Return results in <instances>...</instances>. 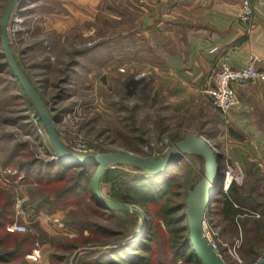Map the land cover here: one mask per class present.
Instances as JSON below:
<instances>
[{
	"label": "rangeland",
	"instance_id": "1",
	"mask_svg": "<svg viewBox=\"0 0 264 264\" xmlns=\"http://www.w3.org/2000/svg\"><path fill=\"white\" fill-rule=\"evenodd\" d=\"M8 1L0 0V27ZM22 1L25 5L19 10L20 4L10 18V46L48 110L62 113L57 131L67 148L82 157L122 150L143 158H161L185 138L203 137L221 156V173L233 172L239 176V182H233L231 186H235L247 200L233 224L220 218L219 206L215 202L213 210L217 208L216 213L206 219V236L217 245L220 253L227 255L224 260L229 264L263 262L264 141L252 138L249 120L242 124L237 122L239 103L230 113L231 123L227 125L222 114L211 105L207 94L201 92L202 82L195 97L190 95L187 103L202 102L205 107L180 110L184 105L178 106L177 93L172 92L167 79L166 82L164 79L159 80L161 83L155 82L151 67L144 69L136 60L128 62L127 57L131 55L125 51V46L107 44L106 37L122 32L116 24L113 30L102 27L96 30L90 26L65 29L57 16L50 13L62 10L57 0ZM0 52L3 53L2 46ZM139 80L144 83L137 87L132 85ZM251 84L257 83L246 86ZM31 104L24 89L18 86L9 87L7 91L0 89V165L4 169L0 177L8 181L0 183V192L11 197L12 223L27 228L26 232L15 234L35 240L29 247L31 250L11 264H91L109 249L139 242V235H145L153 226L156 234L153 252L141 254L153 257L152 264H174L173 234L166 227L161 213L182 199L186 204L188 192L204 172V159L198 156L183 159L186 170L174 178L171 185L174 195L149 207L152 225L139 213L124 211L126 213L108 221L93 211L89 200L92 195L94 197L92 182L96 166H91L94 172L89 185L91 194L80 205L34 216L27 207L41 200L38 188H29L21 183L23 177L16 181L10 178L17 174L15 164L26 159L19 158L20 155L12 157L14 152L26 150L22 146L28 144L35 157L41 159L46 158L44 152L49 149L46 143L42 147L39 146L40 141L35 140L33 126L43 141L50 142L43 124L34 119L37 112ZM249 113L250 109L245 114L248 119ZM262 129L264 135V125ZM181 170L175 163L166 172L177 174ZM137 172V169L127 166H120L117 170L108 168L101 187L104 198L116 202L115 195L122 192L123 186L126 191L129 178ZM222 194L219 195L221 199ZM18 199L23 201L20 215H16ZM251 206L258 207V210L254 211ZM134 208L145 213L141 206ZM180 213L186 214V210ZM55 214L60 217L53 218ZM67 222L75 224L68 226ZM186 224L188 226L187 220L183 225ZM100 228L110 229L113 235L103 234ZM59 247L68 250L59 251ZM33 251L40 252L38 263L27 259ZM58 255L64 257L62 262L58 261Z\"/></svg>",
	"mask_w": 264,
	"mask_h": 264
},
{
	"label": "crops",
	"instance_id": "2",
	"mask_svg": "<svg viewBox=\"0 0 264 264\" xmlns=\"http://www.w3.org/2000/svg\"><path fill=\"white\" fill-rule=\"evenodd\" d=\"M57 1L62 10L50 13L65 29L113 30L116 24L122 32L106 37L107 44L125 46L128 62L151 67L155 82L167 79L178 106L184 105L180 110L205 107L187 98L195 97L203 78L222 63L242 69L256 58L264 71V0H249L254 14L248 25L240 19L241 0ZM237 93V122L249 120L252 138L264 141V83L238 87Z\"/></svg>",
	"mask_w": 264,
	"mask_h": 264
},
{
	"label": "trees",
	"instance_id": "3",
	"mask_svg": "<svg viewBox=\"0 0 264 264\" xmlns=\"http://www.w3.org/2000/svg\"><path fill=\"white\" fill-rule=\"evenodd\" d=\"M20 4V8H18L19 6L16 7L19 10L25 3L22 1ZM5 75L9 76V78ZM143 83V81L139 80L133 82L132 85L137 87ZM16 86L23 90L9 68L4 53L0 52V89L7 91L9 87L13 89ZM31 107L33 108L32 104ZM49 112L52 118L57 120L58 123L60 117H62V113L55 114L50 108ZM33 133L36 134L35 140L40 141L39 146L44 147L45 143L48 145L47 147H49V149L44 152L46 158L41 159L35 157L32 153L34 151L29 148L28 144L22 146V148L26 150L24 152H14L12 157L15 158L20 155L19 158L26 159L15 164L14 168H16L17 174L14 177H10L14 181L23 177L21 183L26 184L29 188H38L41 200H38L35 204L27 208L36 216L41 213L48 215L69 206L80 205L85 198L89 197L88 195L91 194L89 185L94 173L91 170V166L73 167L62 162L56 155L55 149L50 145V142L48 140L46 142L43 141V138L38 133V129L35 128V126H33ZM18 147L20 146L18 145ZM54 156L55 158H52ZM183 159L184 158L176 162V165L182 169L180 172H177V174L168 171L162 175L149 176L137 169V174L129 178L126 191L125 186H123L124 189L122 192L115 195L114 200L132 207H143L145 210L143 214L148 221H150V225H152V215L150 214L149 207L153 204L162 203L159 201L164 198L168 199L171 194L174 195L171 186L175 180L174 178H177L181 172L186 170V165L182 162ZM3 166L5 167L6 164L3 163ZM177 196L180 197V194ZM89 201L93 205V211L97 212L100 217H106L108 221L114 220L120 213H126L124 211L110 210L101 206L93 195ZM215 202H217L216 205L219 206L218 212L220 218L223 221L233 224L242 213V208L246 206L247 200L235 186H231L226 193L222 194V199L218 196V200H215ZM215 202L207 218L216 213L217 208L213 210ZM251 208L256 211L258 207L251 206ZM183 210H186L185 199H182V202L178 203L173 208L168 206L161 213L166 227L170 230L171 234H173L171 248L174 250L175 260H173V262L174 264L178 261H181L180 264H202L192 247L189 228L187 224L186 226L183 225L187 220L186 214L180 213ZM12 222L13 211L11 197L9 195L5 196L0 192V264H11L12 261L22 257L27 251L29 252L31 250L29 247L35 242L31 237L24 238V235L9 233L6 227ZM73 224H75V222H67L68 226ZM154 227L155 226L150 228L145 235L140 234L139 242H130L129 244H122L117 248L109 249L102 256L93 260L91 264H152L154 262L153 257H148L141 253L152 254L154 249L152 243L155 242L156 235L154 233ZM100 231L108 236L113 235V232L108 228H100ZM186 231L188 232L187 234L185 233ZM58 250L65 252L68 248L59 247ZM220 254H222V252ZM222 256L224 259L227 255L222 254ZM63 258L64 257L61 255L57 256L59 262H62ZM226 262L228 263V261ZM159 264H167V262Z\"/></svg>",
	"mask_w": 264,
	"mask_h": 264
},
{
	"label": "water",
	"instance_id": "4",
	"mask_svg": "<svg viewBox=\"0 0 264 264\" xmlns=\"http://www.w3.org/2000/svg\"><path fill=\"white\" fill-rule=\"evenodd\" d=\"M20 3L21 0H9L7 3L0 27L1 46L9 68L36 109L37 114L34 119L43 124L58 158L73 167H97L92 188L94 197L101 206L110 210L139 213L144 216L143 212L137 208L104 198L101 187L108 168L113 165L127 166L138 169L149 176H158L164 174L182 158L188 156L202 157L205 161L204 172L199 182L188 192L186 200V218L190 240L202 264H229L214 248L205 234L207 215L221 193L219 190L223 182L221 156L215 148L203 137H187L183 141L174 144L169 152L161 158H143L122 150L100 152L85 157L72 153L58 134L57 120L52 118L42 96L29 81L12 52L8 38V28L11 15ZM255 264H264V261Z\"/></svg>",
	"mask_w": 264,
	"mask_h": 264
},
{
	"label": "built area",
	"instance_id": "5",
	"mask_svg": "<svg viewBox=\"0 0 264 264\" xmlns=\"http://www.w3.org/2000/svg\"><path fill=\"white\" fill-rule=\"evenodd\" d=\"M132 2H142L146 0H128ZM254 14L253 7L251 6L249 0H241V13L240 19L244 24H250ZM207 78L203 81L201 87V92L207 94L210 99L211 105L218 110L223 118L224 122L229 125L231 123L230 113L236 107L238 103V87H244L249 83H264V71L258 68L257 59H253L245 68L234 69L228 66L226 63L220 64L209 71L206 76ZM55 158V156H54ZM120 166L113 165L109 167V170H117ZM223 187L225 181L229 182L226 193L233 182H239L240 178L237 174L233 172H226L223 174ZM8 181L0 177V183H7ZM23 201L21 199L17 200L16 215H20ZM9 233H24L27 231L26 226L19 225L16 223L9 224L6 227ZM208 229L205 226V234L207 235ZM210 241V240H209ZM214 248L219 252L217 245L210 241ZM220 254V252H219ZM27 259L32 263H38L40 261V252L33 251L27 256ZM241 264V261H239Z\"/></svg>",
	"mask_w": 264,
	"mask_h": 264
},
{
	"label": "bare ground",
	"instance_id": "6",
	"mask_svg": "<svg viewBox=\"0 0 264 264\" xmlns=\"http://www.w3.org/2000/svg\"><path fill=\"white\" fill-rule=\"evenodd\" d=\"M222 171V170H221ZM223 183V182H222ZM228 185H229V182L228 181H225L224 183V187H223V184H221V187H220V192L221 191H225L227 188H228Z\"/></svg>",
	"mask_w": 264,
	"mask_h": 264
}]
</instances>
